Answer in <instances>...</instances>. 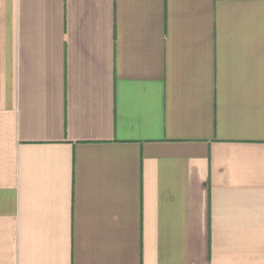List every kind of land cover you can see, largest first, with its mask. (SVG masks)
Returning <instances> with one entry per match:
<instances>
[{
	"label": "crops",
	"instance_id": "crops-1",
	"mask_svg": "<svg viewBox=\"0 0 264 264\" xmlns=\"http://www.w3.org/2000/svg\"><path fill=\"white\" fill-rule=\"evenodd\" d=\"M0 264H264V0H0Z\"/></svg>",
	"mask_w": 264,
	"mask_h": 264
}]
</instances>
